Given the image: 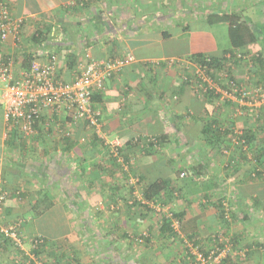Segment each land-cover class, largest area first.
<instances>
[{"label":"crops","instance_id":"1","mask_svg":"<svg viewBox=\"0 0 264 264\" xmlns=\"http://www.w3.org/2000/svg\"><path fill=\"white\" fill-rule=\"evenodd\" d=\"M4 1L13 18L22 21L17 37L0 39V60H13L16 72L31 53L34 61L57 53L66 81L87 62V54L136 58L101 92L103 130L97 137L85 124L72 125L68 141L42 127L26 137L8 126L0 102V197L7 194L0 203V227L23 220L20 233L30 243L24 256L33 264H195V246L206 254L229 241L232 252L223 264H264V164H256L255 157L264 153V103L239 106L217 74L205 83L220 98L198 96L196 66L189 60L194 54L222 57L230 49L212 30L228 24L210 25L208 15L235 13L249 21L264 11V0ZM259 20L264 18L253 21L255 27ZM38 32L44 37L37 44L33 36ZM259 35L257 43L236 51L231 63L233 80L249 87L264 84V35ZM69 56L75 58L71 70L64 63ZM207 122L227 135H204ZM234 128L251 133L252 143L246 152L233 148L226 155ZM151 138L158 139L157 150ZM118 148L120 161L127 163L124 171L115 162ZM131 169L147 184L163 178L174 187L171 200L157 203L163 212L150 214L156 204L146 198L132 207L129 188L136 180H128L125 171ZM182 169L194 178L176 179L174 173ZM220 200L233 208L232 220L221 218ZM169 211L183 212V234L172 237L162 230ZM29 213L36 217L25 219ZM63 218L69 227L72 221L79 227H70L36 256L30 240L40 235L39 226H54ZM220 231L222 245L216 246L213 236ZM148 233L150 243L136 242V236ZM10 248L0 246V264L7 252L6 258L11 254V262L19 264L15 247Z\"/></svg>","mask_w":264,"mask_h":264},{"label":"built area","instance_id":"2","mask_svg":"<svg viewBox=\"0 0 264 264\" xmlns=\"http://www.w3.org/2000/svg\"><path fill=\"white\" fill-rule=\"evenodd\" d=\"M21 27L22 21L14 19L8 3L0 0V39L6 41L10 36L17 37ZM43 58L42 61L32 62L29 69H22L20 72L15 71L13 60H0V82L3 84L0 102L5 108L8 126L26 137L37 135L41 127L47 133L55 132L59 137H71L72 125L86 123L98 135H102L103 111L94 104L93 98L97 91L106 89L108 82L116 74L133 65L136 58L130 55L118 59H96L87 54V62L80 65L76 76L70 81H65L59 74L61 60L58 55L49 53ZM196 74L203 83L207 81L204 71L196 68ZM223 77L229 85L226 94L236 96L239 106L264 103V84L249 87L231 79L227 73ZM198 88L204 92L210 90L202 84ZM61 117L68 120H62ZM236 133L242 134L239 130ZM234 144H242L244 150L248 148L245 141L236 139ZM118 146L119 144L116 145ZM6 199L7 194H2L0 203ZM225 211H229L227 204ZM229 216L227 214L226 217ZM22 223V219L16 218L8 227H0V234L3 240L8 239L16 250L23 252L25 242L20 233ZM176 225L179 226V221ZM141 241L142 239L138 240ZM30 242L33 247L41 245L44 237L32 238ZM216 242L219 246L222 239ZM230 252L231 247L226 242L223 248L212 250L208 256H204L197 247L192 254L198 264H221Z\"/></svg>","mask_w":264,"mask_h":264},{"label":"trees","instance_id":"3","mask_svg":"<svg viewBox=\"0 0 264 264\" xmlns=\"http://www.w3.org/2000/svg\"><path fill=\"white\" fill-rule=\"evenodd\" d=\"M206 21L210 24V25H216V24H221V23H225L228 24V37L230 40V49L228 51L225 52L224 56L222 57H215V56H210V55H205V54H194L191 55L189 60L192 64H194L196 66V68H199L200 70L204 71L208 77H211L212 79H214L215 75L217 74V77H220L221 80H223V74H229L230 78H232V68H233V64L232 61L236 58L237 55H235V52L248 47V46H252L255 43L258 42V36L264 35V29L260 26L255 27V25H253V21L251 20H245L244 17H242L241 15L235 14V13H213L210 14L206 17ZM166 36H170L168 33H165ZM41 36H43V33L38 32L36 35L33 36V40L35 43H40L42 42L41 40ZM44 37V36H43ZM57 55V53H54ZM35 55L34 53H31L29 55L24 56V61H23V68L24 69H29L31 67L32 62L35 59ZM118 59V58H116ZM75 62V58H73L72 56L68 57V62H64L66 64V66L71 70L74 67V63ZM235 62V61H233ZM158 65H160V63H158ZM61 69V68H60ZM195 77L196 78V83L197 85L195 86V88L193 89L195 94H197L198 96L202 97H207V98H213V97H217L220 98L221 95H217L215 94V91L213 90H208L207 92L204 91H199L200 88H198L199 85H203V87H207V84L204 82L202 79H199L198 75L196 74V69H195ZM229 78V79H230ZM66 81V80H65ZM225 81H227L225 79ZM224 88V86H222ZM103 91H97L95 97L93 98L94 104L99 106V102H101V98H102V93ZM95 106V105H94ZM100 107V106H99ZM240 109V108H239ZM62 120H68L65 119L63 117H61ZM86 125L88 127V125L86 123H83V125ZM216 124H213L211 122H207L205 127H204V135L208 136L209 134L213 135V134H220V133H226L222 132L221 129H217L215 128ZM75 126H80V125H75ZM102 127H103V123H102ZM101 127V130H103ZM89 129L91 131H93V134L97 137L98 134L96 133L94 128L89 127ZM238 129L234 128L232 130H230V139H231V145H229V148H225L223 150V153L226 155H230V150H233V148H240L243 151H245L243 149V145H235L234 143L236 142V139H238L240 142L241 141H245L246 145H251V141L252 138H250L251 133L249 132H245L243 130H239L242 132L241 135H237L236 131ZM73 137V135H71V137H60L63 139L71 140V138ZM139 138H136L134 143L137 144V142H139ZM150 142L149 144L154 145V148L157 150L158 147L160 146L158 139L156 138H151L149 139ZM133 143V144H134ZM249 147V146H248ZM264 150V149H262ZM156 152V151H154ZM246 152V151H245ZM263 152V151H262ZM113 154V153H112ZM264 153L261 154H256V164L261 163L264 164V161H262V157H263ZM114 155V154H113ZM114 157H116L115 161L124 171L123 165H127L126 161L124 159H122L120 161V159L122 158L120 155V149L118 148V155H114ZM126 172L130 173L128 175V180L129 179H135L136 180V187L138 189H141L142 191V195L144 198H146V200L148 201H154L156 203L160 202L161 199L166 198L171 200V197L173 196V193H175L174 191V187H169L166 180L163 178H159L156 179L154 182H150V183H146L147 178L142 174V173H137L135 174V172L131 169L129 171L125 170ZM260 173V171H258ZM257 172V173H258ZM174 175L176 177V179H180L183 180L182 178H186V175L190 176L189 171H187V169H182L178 174L177 172L174 173ZM176 188L178 186V183L176 185H174ZM136 187L133 186L129 189L130 190V197L129 200H132V207H135L136 205L140 204L141 202L138 201L137 197L134 195V191L136 190ZM136 193V192H135ZM225 202V201H224ZM142 204V203H141ZM227 204V203H226ZM218 208H221V213L220 216L221 218H225L227 216V214H229L230 216L233 214L232 210L231 213L226 212L225 211V207L224 204L222 203V201L220 200V203H218ZM228 208V206H227ZM163 212V211H162ZM164 214V213H163ZM60 216V214H59ZM183 216V212H179V213H171L170 211L167 212L166 216L163 217V222L161 223V228L162 230L165 231V233H170V235L172 237H176L178 232L175 228V222L180 221L181 217ZM227 218V217H226ZM233 219V217H232ZM177 220V221H174ZM231 220V219H230ZM64 223V222H63ZM63 223H58V225H64L65 229H61V227H58L57 225L55 226H47L45 224H42L39 226L40 229V235L44 237V242L41 245H37L35 247H33V249H31V251L36 255L39 256L40 255V251L41 249L47 245L48 243H50L52 240H54V238H57L59 236L62 235H66L68 233H70V227L69 224L67 222H65V224ZM179 224L181 225V221L179 222ZM52 228V229H50ZM149 234V233H148ZM142 235L140 237H138V239H142L141 242H139V244H145V243H150L152 240L150 238L149 235ZM0 237H2V235L0 234ZM41 239V237H40ZM38 239V240H40ZM1 242V241H0ZM25 242V241H24ZM2 247H4L5 249L8 250V247H13L12 243L8 240V239H4L2 240V242L0 243ZM28 245H30V243H26ZM25 244V245H26ZM194 245H196L194 243ZM222 245V244H221ZM197 247V246H196ZM92 248V247H90ZM223 248V247H221ZM202 252V251H201ZM21 254H23L22 251H20ZM204 256H208V253H204ZM192 255V252H191ZM24 256V255H23ZM53 260L57 261V259H55L57 257V254L54 253L53 256H51ZM194 257V256H193ZM230 256H228L225 260L223 261H227L229 259ZM26 258V257H25ZM24 262L26 264H33L29 259L24 260ZM224 262H222L223 264Z\"/></svg>","mask_w":264,"mask_h":264},{"label":"rangeland","instance_id":"4","mask_svg":"<svg viewBox=\"0 0 264 264\" xmlns=\"http://www.w3.org/2000/svg\"><path fill=\"white\" fill-rule=\"evenodd\" d=\"M203 3V2H202ZM262 10H264V8L262 9ZM246 16H249V15H247V14H245ZM259 18H264V11H260V12H258L257 11V14H256V17H255V19H252L251 21H254L255 23H257L255 20L256 19H259ZM250 20V19H249ZM258 24V23H257ZM259 24L261 25V27L264 29V20H259ZM213 32H214V35H215V37H216V39H217V41H218V43L221 45V46H227V47H230V40H229V37H228V28L226 27V26H215L213 29ZM60 60H61V58H60ZM62 61V60H61ZM61 64H63V63H60V68H61ZM2 87H3V84L0 82V98H1V94H2V91H1V89H2ZM189 173H190V171H189ZM192 175H191V173H190V177H191ZM189 176L188 175H186V178H182L183 180H185V179H187ZM193 178H194V176H192ZM132 185H134L135 187H136V181H135V184H134V182H133V184ZM134 192H137V193H134V195L137 197V199H138V201H140L141 203H145V202H142L143 201V195H142V191H141V189H138L137 187H136V190L134 191ZM145 201H147V200H145ZM149 203L150 204H153L151 201H149ZM155 204H156V208H155V212L154 211H152V212H150V214L152 213V214H154V213H160L161 211H162V207H161V205L159 206V205H157V203L156 202H154ZM159 203V202H158ZM228 203V202H227ZM229 204V203H228ZM140 206V205H139ZM176 210L177 211H179V209L178 208H176ZM231 210H233V208L231 207V208H229V213H231ZM172 213V212H171ZM54 214H55V216L56 217H58L59 216V210H56V211H54ZM232 216V215H231ZM231 216H229L228 217V219L230 220H232V218H231ZM34 217H36V215H34L33 213H29L28 215H26V217H25V219H27V220H29L30 221V219H32V218H34ZM36 219V218H35ZM152 221H153V219H152ZM174 221H177V220H174ZM39 222V221H38ZM53 222H55V221H53ZM63 224H65V222H67V219L66 218H63ZM180 222V221H179ZM58 227H61V229L63 228V229H65L64 227V225H58L57 224V222L55 223ZM33 226V225H32ZM55 226V225H54ZM70 227L72 228V230H74V229H76L77 227H79V225L78 224H74L73 223V221L72 222H70ZM178 227V228H177ZM175 228H177L176 230L178 231V232H176L177 234H183L182 233V223H181V225L179 224V226H177L176 225V222H175ZM223 232L222 231H220V232H218V234L217 235H214L213 236V238H214V243L216 244V246H217V240H218V242H219V239L221 238V239H223L222 237H221V234H222ZM149 235V234H148ZM217 236V237H216ZM216 238V239H215ZM137 239H138V237L136 236V242H137ZM131 240L134 242V240L131 238ZM52 242H53V240H52ZM87 243H88V246L89 247H91V244H90V240H87L86 241ZM93 242V241H92ZM98 245V242H95L94 243V248H99V246H97ZM230 246H231V244H230ZM196 248V246L194 247V249ZM8 249L9 250H12L10 247H8ZM25 249H27V251H30V245H28V244H26L25 245ZM193 249V250H194ZM200 249V248H199ZM214 249H216V247H214ZM94 250H96V249H94ZM94 250H92V251H94ZM13 251H15L16 253H14L13 254V256H15V258L17 259V261H18V263L20 264V263H23V260H26V259H29L28 257H26L25 258V256H23L24 254H21V253H19L20 251H17L16 249L15 250H13ZM212 251V250H211ZM211 251H208V253L209 252H211ZM192 252V251H191ZM9 253L7 252V253H5V255H4V260H3V264H15V263H13V262H11L12 261V255L10 254L7 258H6V256L8 255ZM45 257H47V256H45ZM195 264H198V263H195ZM211 264H213V263H211Z\"/></svg>","mask_w":264,"mask_h":264},{"label":"clouds","instance_id":"5","mask_svg":"<svg viewBox=\"0 0 264 264\" xmlns=\"http://www.w3.org/2000/svg\"><path fill=\"white\" fill-rule=\"evenodd\" d=\"M58 55V54H57ZM139 240V239H138ZM138 243V242H137ZM228 243H229V241H228ZM229 245H230V243H229ZM231 247V246H230ZM231 252H232V247H231ZM231 252L227 255V257L228 256H230V254H231ZM20 253V252H19ZM226 257V258H227ZM226 258H224L223 260H225ZM196 262V261H195ZM223 262V261H222ZM21 264H26L25 262H24V260H23V263H21ZM222 264V263H221Z\"/></svg>","mask_w":264,"mask_h":264}]
</instances>
